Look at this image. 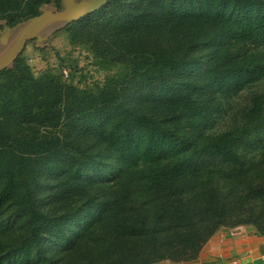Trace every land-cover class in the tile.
Returning <instances> with one entry per match:
<instances>
[{
    "label": "trees",
    "instance_id": "obj_1",
    "mask_svg": "<svg viewBox=\"0 0 264 264\" xmlns=\"http://www.w3.org/2000/svg\"><path fill=\"white\" fill-rule=\"evenodd\" d=\"M51 3L0 0V19ZM65 29L130 73L96 92L36 78L21 57L0 73V264L194 262L228 227L227 197L250 173L264 183V153L246 170L242 156L263 142V95L206 134L264 81V0H108ZM246 213L232 218L264 237Z\"/></svg>",
    "mask_w": 264,
    "mask_h": 264
},
{
    "label": "rangeland",
    "instance_id": "obj_2",
    "mask_svg": "<svg viewBox=\"0 0 264 264\" xmlns=\"http://www.w3.org/2000/svg\"><path fill=\"white\" fill-rule=\"evenodd\" d=\"M57 10L60 9L55 6ZM77 33V32H76ZM72 33L69 29H64L56 34L46 42V46L38 49L34 46V42H29L22 53L21 60L30 69L34 77L49 74L65 86H74L80 90H87L96 92L104 86H114L123 84V80L127 79L130 62L124 65L107 64L106 61L98 57L94 52L91 44L84 39L82 34ZM73 35L75 37H73ZM254 95L264 96V81L258 83L250 89H246L232 98L228 105L230 110L224 109L223 113L215 115L212 125L206 134H217L228 129L240 125V117L238 111L249 104V100ZM263 142H255L252 145L242 149V156L244 160V169H248L251 165H258L261 163V154L264 153V134L260 135ZM244 169H242L244 171ZM253 169V167H251ZM245 172V171H244ZM251 181L250 190L240 187L236 188L231 196L227 197V208L225 211L231 213V220L227 221L229 224L219 228L212 237L208 239L201 251L198 253L196 260L205 255V246L210 240L216 239L223 232L234 230V232H242L245 230L256 231L255 226L246 224H236V217L234 215L247 214L248 210L256 211L264 217V183L256 180V176L249 174L248 178ZM233 187L230 185V188ZM248 187L247 185H243ZM229 188V187H228ZM242 189V188H241ZM233 189H230L232 191ZM233 190V191H235ZM242 194V195H241ZM235 217V218H232ZM199 214L198 224L207 225L206 220H202ZM232 224V225H231ZM264 225V224H263ZM191 260V259H190ZM190 260L185 261L184 264L191 263ZM189 261V262H188ZM170 260L158 261L152 264H171ZM176 264V263H172Z\"/></svg>",
    "mask_w": 264,
    "mask_h": 264
},
{
    "label": "water",
    "instance_id": "obj_3",
    "mask_svg": "<svg viewBox=\"0 0 264 264\" xmlns=\"http://www.w3.org/2000/svg\"><path fill=\"white\" fill-rule=\"evenodd\" d=\"M108 0H61L60 9L53 3L39 8V14L14 26L0 19V73L13 69L15 61L29 42L42 49L57 32L106 6Z\"/></svg>",
    "mask_w": 264,
    "mask_h": 264
},
{
    "label": "crops",
    "instance_id": "obj_4",
    "mask_svg": "<svg viewBox=\"0 0 264 264\" xmlns=\"http://www.w3.org/2000/svg\"><path fill=\"white\" fill-rule=\"evenodd\" d=\"M204 250L205 255L187 264H264V237L251 230L223 232Z\"/></svg>",
    "mask_w": 264,
    "mask_h": 264
},
{
    "label": "built area",
    "instance_id": "obj_5",
    "mask_svg": "<svg viewBox=\"0 0 264 264\" xmlns=\"http://www.w3.org/2000/svg\"><path fill=\"white\" fill-rule=\"evenodd\" d=\"M234 230H236V229H234ZM234 230H231L230 232H233ZM231 264H237L236 262H232Z\"/></svg>",
    "mask_w": 264,
    "mask_h": 264
},
{
    "label": "bare ground",
    "instance_id": "obj_6",
    "mask_svg": "<svg viewBox=\"0 0 264 264\" xmlns=\"http://www.w3.org/2000/svg\"><path fill=\"white\" fill-rule=\"evenodd\" d=\"M26 47V46H25ZM25 50V49H24Z\"/></svg>",
    "mask_w": 264,
    "mask_h": 264
},
{
    "label": "flooded vegetation",
    "instance_id": "obj_7",
    "mask_svg": "<svg viewBox=\"0 0 264 264\" xmlns=\"http://www.w3.org/2000/svg\"><path fill=\"white\" fill-rule=\"evenodd\" d=\"M33 42V41H32Z\"/></svg>",
    "mask_w": 264,
    "mask_h": 264
}]
</instances>
